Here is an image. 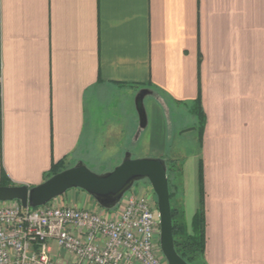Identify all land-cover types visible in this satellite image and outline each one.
<instances>
[{
	"label": "crops",
	"instance_id": "obj_1",
	"mask_svg": "<svg viewBox=\"0 0 264 264\" xmlns=\"http://www.w3.org/2000/svg\"><path fill=\"white\" fill-rule=\"evenodd\" d=\"M141 91L158 153V104L204 115L184 203L191 230L201 171L206 263L264 264V0H0L8 186L42 183L84 142L122 140Z\"/></svg>",
	"mask_w": 264,
	"mask_h": 264
},
{
	"label": "built area",
	"instance_id": "obj_2",
	"mask_svg": "<svg viewBox=\"0 0 264 264\" xmlns=\"http://www.w3.org/2000/svg\"><path fill=\"white\" fill-rule=\"evenodd\" d=\"M152 192L130 193L112 216L58 200L32 208L0 203V264H168ZM52 243L70 261L53 254Z\"/></svg>",
	"mask_w": 264,
	"mask_h": 264
},
{
	"label": "rangeland",
	"instance_id": "obj_3",
	"mask_svg": "<svg viewBox=\"0 0 264 264\" xmlns=\"http://www.w3.org/2000/svg\"><path fill=\"white\" fill-rule=\"evenodd\" d=\"M131 121L129 132L124 133L122 140H112L111 142H103L100 140L84 142L85 150L82 147V154L79 158L73 159L69 165H75L78 161H83L84 164L93 172L97 174H104L115 169L124 159L127 153H130L134 159L137 158H160L166 161L169 168L170 184L169 187L173 192H177L172 204L180 205L184 209L186 217L185 206V182L188 177L191 178V165L185 163L186 159L199 150V132L197 130V116L193 112L192 108L188 105H177L169 103L166 105L158 104L160 110V116L155 123H159L160 134L162 136V150L161 153L155 151L149 141V136L153 131L154 114L151 110V99L144 100V106L149 117L150 124H147L146 128L140 127V119L137 108L134 109L131 102ZM124 110L126 105L124 104ZM163 116V119H162ZM126 118V117H124ZM163 120V121H162ZM157 132V133H158ZM189 178V179H190ZM188 179V180H189ZM177 186V190L175 188ZM152 192L153 201L157 202V196L153 191V188L148 180H142L136 182L131 190H129L116 207L118 208L124 201L125 197L130 193H146ZM81 196L80 204L84 207H89L92 202L96 205V201L87 192L81 189L68 190L62 196L53 199L62 200L64 204L67 203V199L72 195ZM185 195V196H184ZM87 199V200H86ZM86 203H85V202ZM1 203V202H0ZM87 205V206H85ZM115 208V209H116ZM115 209L105 210L106 215L112 216ZM54 250L60 253L62 256H67L65 251L57 246L56 243H52ZM167 262V261H166Z\"/></svg>",
	"mask_w": 264,
	"mask_h": 264
},
{
	"label": "water",
	"instance_id": "obj_4",
	"mask_svg": "<svg viewBox=\"0 0 264 264\" xmlns=\"http://www.w3.org/2000/svg\"><path fill=\"white\" fill-rule=\"evenodd\" d=\"M145 97L146 92L141 91L135 98L141 128H146L148 124L144 106ZM142 180L150 182L157 196L161 220L160 244L166 261L168 264H188L175 249L168 166L166 161L160 158L134 159L130 153H127L114 170L104 174H97L91 171L83 161H78L72 167L33 187L0 185V202L17 200L24 207L36 208L76 188L87 192L101 208L112 210L119 205L134 184Z\"/></svg>",
	"mask_w": 264,
	"mask_h": 264
},
{
	"label": "trees",
	"instance_id": "obj_5",
	"mask_svg": "<svg viewBox=\"0 0 264 264\" xmlns=\"http://www.w3.org/2000/svg\"><path fill=\"white\" fill-rule=\"evenodd\" d=\"M197 109V130L200 137L204 131L205 119L203 113L199 110V108ZM69 167H72V165L66 164L64 160H61L58 163H54L51 167V170L46 175L45 180ZM169 171L172 170H169L168 168V177L170 184ZM199 184V207L191 222V230L189 229L188 223L186 222L184 209L180 205L172 204V201L175 198L177 192H173L169 187L174 245L179 256L188 264H207L205 261V212L201 171ZM0 185H10L4 175H2V178L0 179ZM175 188L177 190L178 187L175 186Z\"/></svg>",
	"mask_w": 264,
	"mask_h": 264
}]
</instances>
